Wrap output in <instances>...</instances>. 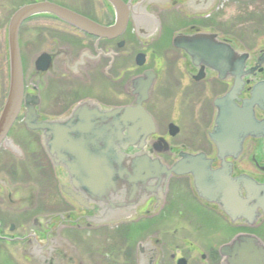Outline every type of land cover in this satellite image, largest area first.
I'll list each match as a JSON object with an SVG mask.
<instances>
[{
	"label": "flooded vegetation",
	"instance_id": "af4514ba",
	"mask_svg": "<svg viewBox=\"0 0 264 264\" xmlns=\"http://www.w3.org/2000/svg\"><path fill=\"white\" fill-rule=\"evenodd\" d=\"M41 2L104 28L114 24V11L105 0L77 1L72 7L80 11L62 0H23L15 11ZM121 2L128 10L127 23L123 32L110 39L80 32L45 14L19 27L22 102L6 136L12 145L0 144V264H95L92 239L96 233L105 238L103 264H225L223 249L238 237L252 238L264 252V208L251 209L248 220H232L218 205L197 196L191 176L171 177L165 186L157 179L123 183L108 197L86 195L75 188L63 165L54 164L40 140L42 132L26 129L25 114L32 106L37 122L65 119L84 102L96 104L101 111L130 107L142 98V83L152 77L142 107L154 122L156 101H176L180 88L184 90L182 101L186 98L198 105L212 98V123L204 131L210 152L167 142V151L158 153L163 144L157 140L165 135L158 134L155 122L157 133L144 150L129 148L125 151L128 157L158 158L171 167L180 153H202L212 170L223 169L231 180L245 177L264 187V137H245L239 154L234 148L219 153L208 137L224 102L242 108L255 88L264 84V43L257 49L255 43L264 39L260 35L264 32V0ZM29 23L32 27L26 35L30 37L23 47L20 36ZM198 35H214L235 54L247 56L240 83L233 75L220 79L216 71L194 66L183 50L173 47L177 36ZM163 39H169L182 60L172 69L164 65L163 69L172 72L169 88L164 83L156 87L163 76L159 53L169 49ZM23 49L32 58L24 59ZM200 71L202 79L196 80ZM166 89L170 93L162 95ZM233 89L236 93L228 96ZM224 99L218 108L213 106L214 101ZM252 111L257 132L264 133V105H254ZM20 119L24 132L16 135L22 142L17 144L11 135ZM223 128L217 127L218 133ZM242 197L246 199L244 190ZM15 246L18 251H11Z\"/></svg>",
	"mask_w": 264,
	"mask_h": 264
},
{
	"label": "water",
	"instance_id": "95a60500",
	"mask_svg": "<svg viewBox=\"0 0 264 264\" xmlns=\"http://www.w3.org/2000/svg\"><path fill=\"white\" fill-rule=\"evenodd\" d=\"M106 1L112 6L115 14V22L108 28L46 2L24 6L11 17L7 31L9 84L7 98L0 114V144L4 142L11 146L6 135L19 113L22 102L23 80L18 48L20 25L30 17L48 14L81 32L98 38H114L125 29L128 10L120 0ZM173 46L183 50L194 66L207 67L219 73L220 79L225 74L236 76V80L241 79L247 56L235 54L228 46L218 42L214 35L177 36ZM200 79L201 71L196 77V80ZM152 81L153 78L150 77L148 82L142 83V98H138L130 107L102 112L95 104L81 103L67 119L39 123L32 106L25 114V127L43 133L47 153L54 164L63 165L68 170L75 188H79L86 195L91 192L96 197H108L123 183L157 179L159 184L165 186L172 176L190 175L198 197L218 205L232 220H248L251 209L264 208L263 186L245 177L231 180L228 172L223 169L211 170L210 161L203 154L180 153L178 162L167 168L158 159L151 160L147 156L130 158L124 153L129 148L142 151L148 138L156 132L153 120L142 107ZM134 83L136 85V81L133 85ZM233 93H236V90ZM224 101L225 99L222 102ZM220 104L221 101H216L214 106L218 108ZM257 104H264V86L255 88L251 101L245 103L243 108L224 102L223 108L217 114L213 131L209 134L210 141L219 153L223 154L227 149L234 148L235 154H239L245 137H264V133L257 132L258 127L253 120L252 107ZM219 126L224 127L220 133L217 129ZM227 126L229 130L226 129ZM177 132L175 126H169L170 136H175ZM158 143L163 144V149H158V152L167 150L163 139H159ZM242 190L246 199L242 197ZM133 194L134 191L131 195ZM72 196L80 200L79 196ZM223 254L225 264H264L262 248L248 237L235 239L224 247Z\"/></svg>",
	"mask_w": 264,
	"mask_h": 264
},
{
	"label": "rangeland",
	"instance_id": "374dc122",
	"mask_svg": "<svg viewBox=\"0 0 264 264\" xmlns=\"http://www.w3.org/2000/svg\"><path fill=\"white\" fill-rule=\"evenodd\" d=\"M23 0H0V111L2 109V106L4 104L6 95H7V89H8V52H7V24L9 21L10 16L15 11V9L22 3ZM64 2H67L69 4V8L80 11L78 7L73 6L77 1H85V0H62ZM254 28L256 27V24L253 25ZM32 27V24H26L24 27V31L22 32L20 38H21V45L23 44V47L27 44V39L29 35H26V31ZM251 27V26H250ZM260 35H264V32L260 33ZM258 36V35H256ZM30 37V36H29ZM169 42V39H163V45H167ZM256 43V49L259 48L263 43L264 39H258L255 41ZM151 46H154V43L151 44ZM168 49L166 52L159 53V58L161 62V66L164 68V65L166 64L168 69H172V66L178 65L180 66L182 64V60L179 59L180 53L173 51L170 44H168ZM28 49H23L22 57L24 59H30L32 58L28 54ZM36 55V53H35ZM34 55V56H35ZM161 80L157 82V85L163 84L171 86L170 76L172 75V72L169 73L165 69L162 70ZM163 79V81H162ZM165 81V82H164ZM52 84L53 87H56V84ZM182 85H184L182 83ZM184 89V88H183ZM164 91V90H162ZM154 90L153 97L156 96ZM184 90L180 88L179 91V97L176 99V101L170 100L162 102L163 100H155L157 103V106L155 107V113L157 114V118L155 119L158 134L165 135V140L169 144H184L185 146L191 147L194 150H203L207 153L210 152L209 147L206 145L207 139L205 140V134L204 131L207 129V131L211 127L212 118H213V110L211 107V100L212 98L208 97V101L202 104H194L191 102L192 100L184 99L182 101ZM170 92L168 90H165V93L162 95H166ZM160 94V92H159ZM157 99V98H156ZM64 111V110H63ZM173 124L176 127L179 128V132L174 137L173 140H171L169 137L166 136L167 133V125ZM24 127L22 124V120L20 119L14 127V131L12 132L11 138H13L14 142L17 144H21L18 134L24 132ZM192 139V140H191ZM42 141V139L40 138ZM206 141V142H205ZM193 145H192V144ZM34 216H32L33 218ZM92 238V237H91ZM104 235L102 233H96L94 236L93 246L95 249V255H94V263L95 264H103L102 260L104 258ZM11 251H18V248L15 246L14 248L10 249Z\"/></svg>",
	"mask_w": 264,
	"mask_h": 264
}]
</instances>
